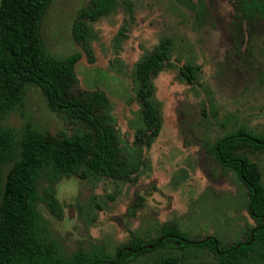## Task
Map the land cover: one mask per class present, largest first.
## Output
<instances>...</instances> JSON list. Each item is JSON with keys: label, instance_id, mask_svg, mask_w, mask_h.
<instances>
[{"label": "rangeland", "instance_id": "1", "mask_svg": "<svg viewBox=\"0 0 264 264\" xmlns=\"http://www.w3.org/2000/svg\"><path fill=\"white\" fill-rule=\"evenodd\" d=\"M199 1L118 0L110 16L90 24L93 61L83 53L78 88L106 93L124 153L141 168L137 182L74 176L57 185L62 218L45 204L39 209L61 255L100 247L115 256L134 237L161 241V228L170 223L190 240L217 237L232 246L257 226L244 182L209 149L239 131L264 137V21H241L239 0H203L206 9L197 16ZM89 2L55 0L49 6L42 36L53 57L82 52L73 25ZM163 42L170 46V61L153 80L162 128L150 147L139 149L136 133L144 123L135 69ZM188 64L196 68L193 82L182 73ZM26 123L54 135L69 132L36 86L27 88L23 115L13 112L0 120L17 131ZM256 160L264 182V155ZM167 252L173 250L163 247L130 264H151ZM174 252L189 263L207 261L200 249Z\"/></svg>", "mask_w": 264, "mask_h": 264}, {"label": "trees", "instance_id": "2", "mask_svg": "<svg viewBox=\"0 0 264 264\" xmlns=\"http://www.w3.org/2000/svg\"><path fill=\"white\" fill-rule=\"evenodd\" d=\"M54 1L1 0L0 120L13 112L23 115L27 88L36 86L69 132L54 135L30 123L17 131L0 124V264H130L163 247L173 252L160 253L151 264H264V182L256 160L264 155V137L246 131L228 135L209 149L219 165L238 173L249 191L248 211L257 226L244 242L225 246L217 237L190 240L170 223L161 228V241L134 237L115 256L100 247L61 255L39 205L45 204L50 213L62 218L56 196L60 182L74 176L137 182L141 163L131 162L124 153L106 93L78 88L76 67L83 53L93 61L89 26L110 16L118 0H90L80 10L73 36L82 52L64 59L49 53L42 36L44 17ZM239 4L241 21H264V0H239ZM194 9L198 16L206 9L205 2L199 1ZM169 61L170 46L163 42L136 65L137 100L144 123L136 133L139 149L150 147L160 135L162 117L153 100V80ZM182 73L190 82L196 79L192 65H186ZM136 211L133 207L130 214ZM184 248L206 251L207 261L189 263L187 256L174 252Z\"/></svg>", "mask_w": 264, "mask_h": 264}]
</instances>
